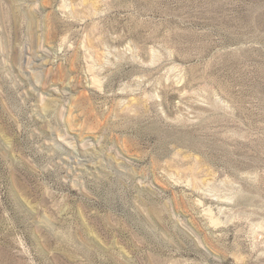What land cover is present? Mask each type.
<instances>
[{
	"label": "rangeland",
	"instance_id": "obj_1",
	"mask_svg": "<svg viewBox=\"0 0 264 264\" xmlns=\"http://www.w3.org/2000/svg\"><path fill=\"white\" fill-rule=\"evenodd\" d=\"M0 264H264V0H0Z\"/></svg>",
	"mask_w": 264,
	"mask_h": 264
}]
</instances>
